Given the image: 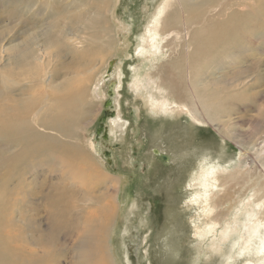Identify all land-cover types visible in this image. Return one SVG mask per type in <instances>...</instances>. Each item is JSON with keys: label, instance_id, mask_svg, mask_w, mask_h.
I'll return each instance as SVG.
<instances>
[{"label": "rangeland", "instance_id": "obj_1", "mask_svg": "<svg viewBox=\"0 0 264 264\" xmlns=\"http://www.w3.org/2000/svg\"><path fill=\"white\" fill-rule=\"evenodd\" d=\"M156 1L106 0L110 10L102 14H106L104 25L108 26L104 27L107 34L103 36L106 46L104 51L99 49L102 54L97 55L91 69L90 95L86 99L89 102L83 107L91 112L89 126L72 137L59 135L54 129L44 130L55 135L56 142L43 148L35 147V137H27L17 148L11 149L8 143L0 146V264H246L248 259L259 264L261 261L262 255L256 254L252 247L235 254L237 247L231 246L239 239L240 228L244 239L249 236L246 226L232 224V229L224 234L226 224L213 223L214 228L207 233L200 230L195 233V227H204L216 213L232 204L238 206L243 198L245 203L252 201L255 188L264 181V76H261L264 75V0H238V3L233 0L224 12L236 10L233 25L242 36L249 35L245 36V42L253 51L246 53L245 59H227L231 63L225 62L221 69L214 68V61L228 52L234 37L203 65L201 60L197 62L200 73L193 77L187 76L186 61H190L194 50L198 52L207 45V30L214 23L208 22L209 17H216L226 8H221V3L229 0H213L207 9L198 5L204 6L206 0H178L170 9L174 28L161 41L160 47L166 45L164 50L161 48L148 57L138 55L137 38ZM95 6L99 9L104 3L0 0V66L4 62L3 46L9 48L23 40L31 29H36V33L41 30L55 33L54 27L65 25L71 15L92 20L98 15ZM210 7L217 10L210 12ZM21 18H27L24 26L17 25ZM188 18H193L195 23L189 24ZM118 19L130 23L128 35L119 27ZM255 32L259 38L250 36H255ZM43 39L44 35H40V43ZM89 45L93 43L83 42L85 52ZM67 61L66 57L49 56L50 73L59 70L62 79L66 72L62 64ZM115 65H118L116 78L118 75L122 78L120 110L124 127L119 131V139L109 135L108 126L105 132H99L105 125L104 116L111 109L98 104L100 98L91 84L99 75L108 81ZM252 68L258 69L254 75L249 73ZM158 70L165 76L167 72L171 74V83L190 104L196 99L203 108L205 102L212 101V108L215 106L217 110L213 116L218 119L211 120L204 114L206 122H202L187 109L182 113L171 109L157 115L151 113L146 100L131 89V82L135 75ZM219 75L228 80L215 85L216 81L204 80ZM197 93L202 97L209 94L210 98L199 102L197 98L201 97ZM221 123L228 125L227 129ZM35 127L36 130L39 126ZM8 146L11 151L7 150ZM52 152L61 155L74 169H80L84 183L66 173L67 167L54 164ZM207 163L226 167V174H234L229 181L219 182L225 185L213 190L217 195L227 192L228 200L208 211L209 215L202 212L205 202L198 210V203L189 202L191 193L202 187L188 184L194 172ZM115 183L117 192L112 193ZM234 208L228 209L230 215L225 218L243 219L245 214L236 215ZM93 227L104 228L100 235L102 246L94 253L85 254L83 251L90 243L88 232ZM258 240L255 237L251 244L254 246Z\"/></svg>", "mask_w": 264, "mask_h": 264}, {"label": "bare ground", "instance_id": "obj_2", "mask_svg": "<svg viewBox=\"0 0 264 264\" xmlns=\"http://www.w3.org/2000/svg\"><path fill=\"white\" fill-rule=\"evenodd\" d=\"M99 1L102 2V4L104 3V6L99 9L95 6L97 8L96 12L98 15L92 20L88 18L86 19L83 16L71 15L68 18V21L64 23L65 25H61V27H54L56 28L55 33L46 32L44 30L36 33V29H31L32 31L29 32V35L23 40L16 41L9 48H5L3 46L1 50L3 54L1 57L4 59V62L0 66V146L5 147V144L8 143L11 149H13V147L17 148V146L27 137H35V147L43 148L52 142H56V136L45 132L46 130L54 129L59 132V135L61 133L64 134L62 136L72 137L81 133L80 131L82 128L89 126L88 117L91 112L89 113L88 109H84V106L89 102L86 100L88 95H90L88 82L90 81L89 78L91 69L95 65V60L98 59L97 55L102 54L101 52L105 50L106 45L103 41V36L107 33L104 27L108 28V26L104 25L106 22V14L104 16H102V14L106 11H110L108 9L109 5L106 4V0ZM177 1L178 0H157L153 13H151L152 10L148 12L146 15L148 22L146 21L147 24L145 25L143 32L140 34V37L137 38V45L135 46V50L138 55H146L148 57L149 55L154 54L157 50L159 51L161 48L164 50V46L166 45L164 44L160 47L161 41L167 38L169 32L174 28L171 22L172 12L170 9L177 5ZM212 1L213 0H206L204 6L201 3L198 5L199 7L206 8L211 5L210 2ZM235 1L238 3V0ZM254 1L255 0H251V2ZM227 2L221 3V8H226L219 12L216 17H209L211 20H208V22L214 23L213 27L210 30L208 29L209 32L207 30V45L198 52L194 50L192 57H190L192 65L189 63V60L186 61L189 65L187 68V76L193 77L195 74L200 73L197 62H200L201 60V65H203L207 58L211 59L212 54H215V51L220 49L221 45L231 42L234 37L235 39L232 41V46L228 52L223 53L220 59L214 61V63H216L214 68L221 69L225 62L231 63V61H235L237 59H245V57H247L246 53L253 51L245 42V36L249 35L244 33V36H242L241 31L233 25V22L237 17L236 10L234 9L232 12L229 11L224 13L225 10L231 6L230 4H233V0H229V2ZM190 4L192 5V3ZM214 6V8H216L218 5L215 4ZM211 7L210 12L217 10ZM195 8H197V6ZM143 10L146 11V6ZM15 13H17L19 18L21 17L19 10H16ZM72 16L74 17L72 18ZM223 16H225L224 19H222ZM26 19L27 18L19 19L17 21V25L24 26ZM192 19H187L191 25L195 23ZM177 20L179 21V19ZM118 21L120 23L119 27H121L123 32L128 35L130 23L120 19H118ZM208 27H210V25ZM242 29L245 31L246 26ZM188 31H186V34H188ZM186 34H184L185 37ZM40 35H44V39L41 43L39 41ZM250 36L252 38H259L258 33H256L255 36ZM86 40L93 43L94 47L93 45H89V47L87 46L88 49L85 52L83 49L85 46L83 47L82 45ZM98 42H100L101 46H99ZM109 48L110 47H108V50ZM99 49L103 50L101 51ZM259 49L263 48L260 47ZM49 56H53L54 58L62 56V58L66 57V60H68L67 63L64 62L62 64V69L66 70L65 76L62 79H60L61 74L59 70H53V73H50V67L48 65ZM227 59L231 61H225ZM56 60L57 59H55V61ZM208 65L211 66L212 63H209ZM117 66L118 65H115L113 72H111V75L108 77V81L103 78V75H99V77L96 78L97 82L94 78L91 81V84L94 85L95 90L97 91V96L100 98V103H98L99 105L105 106L106 100L112 98L113 102L109 106H105V108L111 110L107 115L108 117L106 116V119L104 116L103 123L105 124V129L108 126L107 131H109V135L112 134L114 138L119 139V131L122 132L124 127V124L121 122L124 120L122 117V110H120L122 102L120 100L122 97V78L118 74V77L116 78L115 69ZM204 66L207 67V65ZM253 68L249 72L250 75H254L253 72L256 73L258 71V69L257 71H253ZM99 72L104 73L106 70ZM151 72H146L144 76L143 74L140 76L135 75L131 82V89H133L134 93L137 94L138 97H142L146 100L145 103L151 110V113L153 112V114L157 115L160 111L167 112L170 109L182 113L187 109L195 119L202 122H206L204 114H206L211 120L216 121V119H218V117L213 116L215 112L214 110L216 109L215 106L212 108V101L211 103L207 102L208 104L205 102L203 104V108L200 107L196 99H194L195 101H192V104H190L183 98V95L180 94L179 90L171 83L173 80L169 72H167L166 76L162 75V71L159 70L153 71V73ZM220 76L221 75L206 79L204 78V80L205 82H208L209 80L216 81L214 85L228 80L226 78H220ZM256 76H253L252 78ZM261 76L264 75L262 74ZM201 83L205 84L204 82ZM148 89L149 91H146ZM144 92H146V95ZM198 96L201 98L197 99H200L199 102H202L204 101L202 98L208 97L209 94L204 97H202L203 95L201 96V94ZM206 99L209 100L208 98ZM118 121H120V123ZM222 123L220 125L227 129L228 125H222ZM36 125H38L41 129L43 128V131L41 129L37 130L39 127L35 130ZM105 129L104 132L106 131ZM93 142L91 141V146H93L94 149L95 145H93ZM6 148L8 151H11L9 146ZM155 151H157V149ZM51 161L54 164H62L64 168L67 167L68 169H64L66 173H71L72 178L84 183L85 176L82 171L80 169H74V167L71 166V164H69L61 155L52 152ZM241 167L242 164H240L238 170ZM224 168L219 165L217 166L207 163L206 165L201 166L200 169H197L192 175V178L188 181L190 187L194 188L196 185L198 188L200 186L202 187L201 190L198 189L191 193L189 202L198 203L199 206L197 207V210L200 208V205L202 207V203L205 202L206 204L202 207V212H205V215H209L208 211L211 212L212 209L218 208L228 200V194H226L227 192L223 195H217L218 192L213 193L214 189H217L219 185L224 184V182L221 184L219 183L221 180H225L227 182L234 176L233 173L226 174ZM95 175L97 176L98 173L96 172ZM101 175L102 174L99 176ZM116 185V183L113 185L112 193L117 192V187H115ZM216 195L217 197L215 198ZM254 195L255 198L252 201H247L248 203H245L244 200L246 198H243L240 202L242 206H240V204L238 206L236 204H232L231 206L226 207L227 209H223L216 213L213 217H211L212 219L209 217L210 221L205 222L204 227H200L201 229L199 227H195V233L199 230L207 233L210 228H214L212 227L213 223H219V225L222 224L223 226L226 224L222 230L223 234L232 229V224H236L237 226L239 224L240 227L246 226L249 236L244 239L241 234V230H243V228H240L239 239L235 240L231 246H233V249L235 246L237 247L235 254H240L249 247H252V250L254 249L256 254L262 255L260 262L261 264H264V181L261 182L258 188H255ZM233 206H235L234 213L236 215L245 214L243 219L240 217L238 218L237 216H234V218H225V216L229 213L228 209ZM247 208H251V210H247ZM261 228H263V230H261ZM103 230V227H93V230L88 232L90 246L89 244L88 248L84 246L86 249L83 253H94L96 250L101 248L102 242L100 235L103 233ZM255 237H258L259 240L258 242L255 241L256 243H254L253 246L251 243ZM253 263L254 261L252 259H248L246 262V264Z\"/></svg>", "mask_w": 264, "mask_h": 264}, {"label": "water", "instance_id": "obj_3", "mask_svg": "<svg viewBox=\"0 0 264 264\" xmlns=\"http://www.w3.org/2000/svg\"><path fill=\"white\" fill-rule=\"evenodd\" d=\"M112 102H113V101H112V98H109L108 100H106V102H105V106H106V107L109 106ZM105 119H106V117H105ZM104 129H105V126L102 125V126L100 127V131H99V132H101V131L104 130Z\"/></svg>", "mask_w": 264, "mask_h": 264}]
</instances>
